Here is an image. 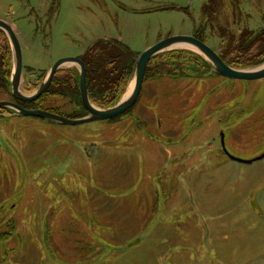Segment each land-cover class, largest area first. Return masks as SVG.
Masks as SVG:
<instances>
[{
	"label": "rangeland",
	"instance_id": "obj_1",
	"mask_svg": "<svg viewBox=\"0 0 264 264\" xmlns=\"http://www.w3.org/2000/svg\"><path fill=\"white\" fill-rule=\"evenodd\" d=\"M203 1L0 0V18L15 30L30 94L56 60L96 39L139 55L192 34ZM240 1L248 25H263L262 0ZM254 48L229 59L253 69L242 61ZM186 51L159 54L121 120L70 126L0 109V264H264V158L232 161L219 140L242 160L264 153V77L214 75ZM60 90L41 110L83 114ZM1 100L11 98L0 88Z\"/></svg>",
	"mask_w": 264,
	"mask_h": 264
},
{
	"label": "water",
	"instance_id": "obj_2",
	"mask_svg": "<svg viewBox=\"0 0 264 264\" xmlns=\"http://www.w3.org/2000/svg\"><path fill=\"white\" fill-rule=\"evenodd\" d=\"M0 31L7 37L11 50V73H10V95L15 101H0V109L6 108L15 114L27 117H37L60 125L76 126L97 121H107L127 113L137 102L140 95L145 71L148 63L156 55L172 50L177 47L192 49L202 55L211 65L214 75L223 76L228 79L255 80L264 77V63L253 69L234 68L227 65L210 47L203 42L186 35H175L162 39L152 46L146 48L137 55L135 68L132 76V86L127 90L116 104L108 108H99L90 101L87 83L86 67L78 57H63L56 60L47 70L43 81L30 94L22 91V53L21 46L12 24L0 18ZM66 65H73L78 70V83L81 105L86 114L77 118H67L56 113L36 108H25L17 102H32L39 98L48 88L54 75ZM220 146L228 158L235 162L250 164L264 158V153L250 159L242 160L232 156L225 149L223 132L220 135Z\"/></svg>",
	"mask_w": 264,
	"mask_h": 264
},
{
	"label": "trees",
	"instance_id": "obj_3",
	"mask_svg": "<svg viewBox=\"0 0 264 264\" xmlns=\"http://www.w3.org/2000/svg\"><path fill=\"white\" fill-rule=\"evenodd\" d=\"M5 41L6 40L0 44V77L7 81L11 73L12 63L10 48L8 43ZM238 52L242 53L243 51ZM185 53L191 54L188 51ZM158 56L159 54L148 63L144 79L147 77L150 64L154 60L158 59ZM194 57L198 60H202L199 56L194 55ZM136 58L137 54H134V52H132L128 47L113 38H99L86 47V50L84 54L80 56V59L86 67L87 90L90 101L93 105L105 109L118 102L126 91L129 81L132 79ZM224 60L226 61V59ZM229 60L230 61L226 62L231 67L243 68L241 67V63H236V59ZM242 62L243 64L246 63L257 66L264 62V56L250 57V59H245ZM58 73L64 74L60 81H57L56 75ZM58 73L54 76L47 92L32 102H20V104L25 108H27L25 105L31 104L32 108L41 109V104L45 101L44 98L48 93H52L54 95H65L66 93L64 94L60 89H71L74 92V96L73 99H70V101L74 104L77 103L79 106L78 108H80L83 112V114L75 116V118L85 115L86 111L82 107L80 101L78 70L75 67H72L70 70L63 69ZM66 73H68V75ZM169 76L175 77L176 75L169 74L168 77ZM33 89L31 88L28 91ZM1 110L12 113V111L6 108H2ZM46 111L59 114L56 108H49L46 109ZM121 116L102 122L121 120ZM8 225L9 228H11L12 224H10V222H8Z\"/></svg>",
	"mask_w": 264,
	"mask_h": 264
},
{
	"label": "flooded vegetation",
	"instance_id": "obj_4",
	"mask_svg": "<svg viewBox=\"0 0 264 264\" xmlns=\"http://www.w3.org/2000/svg\"><path fill=\"white\" fill-rule=\"evenodd\" d=\"M226 4L228 5V9H229L228 14H226L227 16L225 15V12L223 13V11H225V5ZM257 4L259 6V10H261V19H262L263 25H261L257 28H252V27H250V25H248V20H249V18H251V15L247 11L244 10L243 4L241 3L240 0H204L202 8H201L200 23L193 30L192 34H189L186 36L193 37V38L203 42L204 44H206L227 65H229V64L226 61H230L229 56H231L232 54H235V55L238 54L240 56L241 54H245L244 52L249 51L254 46H256V48H254L255 52L252 51V52H254L253 57L264 56V11H263L264 10V0H262V2L261 1L257 2ZM223 5H224V10L222 11ZM242 10L245 12L247 17L245 15L243 16V18L241 17V12H243ZM236 17H237V19H236ZM231 18L233 19L232 20L233 23L230 20ZM240 18H242L241 21H239ZM234 20H235V22H234ZM232 27H235L236 32L231 30ZM207 32H208V34H207ZM209 32L212 34H214L216 32V36L218 37L217 39H219L220 42L225 41V46L223 48L218 47L215 50L212 43H210L211 41H210V37H209ZM0 37L4 38L3 41L6 40L5 42L8 43V46L10 48V44H9L7 37L1 31H0ZM113 39L122 43L118 39H115V38H113ZM0 44H2V43H0ZM123 45H125V44H123ZM191 51L195 52L192 49H191ZM191 51H189V52L192 53ZM238 51H243V52L239 53ZM10 52H11V50H10ZM192 54H195L196 56L201 57L202 62H205L207 65H209V67L211 66L209 64V62L199 53L195 52ZM78 58H80V56ZM203 59L205 61H203ZM224 59H226V61ZM62 69H60L58 72H60ZM52 80H51V83H52ZM51 83H50V85H51ZM0 84H1L0 88L2 90H4L8 94V96H10V98H11V100H1V101H15L12 99V97L10 95V76H9L7 81H5V79L0 77ZM49 86H48V88H49ZM48 88H47V90H48ZM47 90L45 92H47ZM17 103L20 104V102H17Z\"/></svg>",
	"mask_w": 264,
	"mask_h": 264
},
{
	"label": "bare ground",
	"instance_id": "obj_5",
	"mask_svg": "<svg viewBox=\"0 0 264 264\" xmlns=\"http://www.w3.org/2000/svg\"><path fill=\"white\" fill-rule=\"evenodd\" d=\"M131 86H132V84H131Z\"/></svg>",
	"mask_w": 264,
	"mask_h": 264
}]
</instances>
